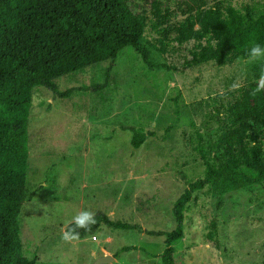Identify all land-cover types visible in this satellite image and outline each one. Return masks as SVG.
Instances as JSON below:
<instances>
[{
	"label": "rangeland",
	"instance_id": "1",
	"mask_svg": "<svg viewBox=\"0 0 264 264\" xmlns=\"http://www.w3.org/2000/svg\"><path fill=\"white\" fill-rule=\"evenodd\" d=\"M159 1L169 10L164 28L183 19L176 14L177 0ZM225 1L239 9H264V0ZM130 6L134 13L145 9ZM158 37L150 25L146 42L156 43ZM174 37L168 38L167 54L153 55L170 71L150 68L127 48L102 96L85 87L103 82L107 63L59 80V91H72L70 97L36 89L28 128V180L39 191L19 216L25 257L38 264H96L107 253L115 260L106 264H162L163 236L102 226L68 243L62 230L81 211L94 216L102 211L142 230L175 229V202L206 169L192 137L197 130L213 135L219 126L209 103L231 100L240 89L258 84L264 57L189 68L197 43L179 45ZM233 84L240 87L233 90ZM132 128L153 136L136 149ZM175 249L177 264H264V181L254 185L225 178L197 192Z\"/></svg>",
	"mask_w": 264,
	"mask_h": 264
},
{
	"label": "trees",
	"instance_id": "2",
	"mask_svg": "<svg viewBox=\"0 0 264 264\" xmlns=\"http://www.w3.org/2000/svg\"><path fill=\"white\" fill-rule=\"evenodd\" d=\"M131 4L145 9L134 13ZM177 9L183 19L164 28L169 10L159 0H0V264H38L23 254L19 224L24 204L39 191L28 180V128L36 89L70 97L72 91H59V80L107 63L103 82L85 87L102 96L117 59L127 48L139 53L150 68L170 71V66L156 64L153 55L168 53L172 34L179 45L197 43L189 68L210 62L232 65L249 59L247 53L254 44L264 48V9L251 5L239 9L225 0H177ZM150 25L159 35L156 43L146 42ZM256 87L250 84L231 100L209 103L219 126L213 135L197 130L192 137L206 169L204 177L189 183L175 202L174 230H142L99 211L90 230L77 229L79 236L102 226L163 236L162 264H177L175 244L184 238L185 212L197 192L225 178L254 185L264 181V90L256 92ZM131 131L136 149L153 136ZM73 226L69 224L66 231Z\"/></svg>",
	"mask_w": 264,
	"mask_h": 264
},
{
	"label": "clouds",
	"instance_id": "3",
	"mask_svg": "<svg viewBox=\"0 0 264 264\" xmlns=\"http://www.w3.org/2000/svg\"><path fill=\"white\" fill-rule=\"evenodd\" d=\"M249 57V62H252L254 60H257L261 57H264V48H262L259 44H254L247 53ZM240 87L239 84H233L231 85V88L233 90L238 89ZM264 90V72L261 73L257 87L255 89L256 92ZM96 220L94 218V214L89 211H81L77 215L73 217V227L69 228L67 231L62 230V239L65 242L71 243L72 241H75L79 239V232L77 229H85L90 230V226L95 224ZM108 254L105 253V257H107Z\"/></svg>",
	"mask_w": 264,
	"mask_h": 264
},
{
	"label": "water",
	"instance_id": "4",
	"mask_svg": "<svg viewBox=\"0 0 264 264\" xmlns=\"http://www.w3.org/2000/svg\"><path fill=\"white\" fill-rule=\"evenodd\" d=\"M114 260H115L114 257L108 255L107 257L104 256V257L100 258V259L97 261L96 264H106V263H110V262H112V261H114Z\"/></svg>",
	"mask_w": 264,
	"mask_h": 264
}]
</instances>
